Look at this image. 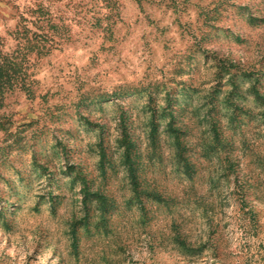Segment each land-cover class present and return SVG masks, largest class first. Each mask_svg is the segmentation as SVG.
I'll use <instances>...</instances> for the list:
<instances>
[{
	"label": "rangeland",
	"instance_id": "1",
	"mask_svg": "<svg viewBox=\"0 0 264 264\" xmlns=\"http://www.w3.org/2000/svg\"><path fill=\"white\" fill-rule=\"evenodd\" d=\"M0 264H264V0H0Z\"/></svg>",
	"mask_w": 264,
	"mask_h": 264
}]
</instances>
